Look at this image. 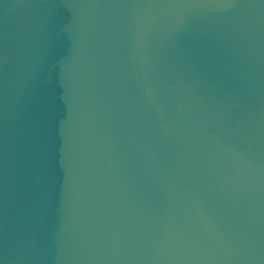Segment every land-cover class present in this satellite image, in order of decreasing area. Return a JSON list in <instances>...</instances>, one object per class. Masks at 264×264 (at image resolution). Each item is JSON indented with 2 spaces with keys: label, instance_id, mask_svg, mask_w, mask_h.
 I'll use <instances>...</instances> for the list:
<instances>
[{
  "label": "water",
  "instance_id": "95a60500",
  "mask_svg": "<svg viewBox=\"0 0 264 264\" xmlns=\"http://www.w3.org/2000/svg\"><path fill=\"white\" fill-rule=\"evenodd\" d=\"M0 264H264V0H0Z\"/></svg>",
  "mask_w": 264,
  "mask_h": 264
}]
</instances>
